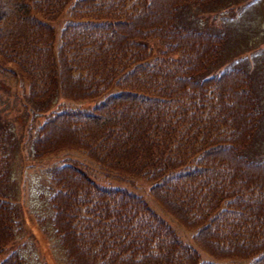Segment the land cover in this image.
<instances>
[{"label":"trees","instance_id":"obj_1","mask_svg":"<svg viewBox=\"0 0 264 264\" xmlns=\"http://www.w3.org/2000/svg\"><path fill=\"white\" fill-rule=\"evenodd\" d=\"M195 1L205 0H0V64L26 80L36 109L56 92L105 93L89 108L49 110L33 129L34 154L79 149L103 169L151 180L149 193L201 248L245 260L201 259L141 194L64 161L51 169L48 201L71 264H264V159L242 152L258 98L243 66L204 74L225 34L175 23ZM64 10L54 48L51 21ZM2 181L0 254L15 233ZM0 264L23 257L11 248Z\"/></svg>","mask_w":264,"mask_h":264},{"label":"rangeland","instance_id":"obj_2","mask_svg":"<svg viewBox=\"0 0 264 264\" xmlns=\"http://www.w3.org/2000/svg\"><path fill=\"white\" fill-rule=\"evenodd\" d=\"M179 7L175 23L225 34L219 56L204 74L232 65L250 71L260 114L253 138L242 152L264 159V0H205ZM67 18L64 10L51 21L55 30L54 48ZM104 95L71 99L56 92L47 107L38 110L27 95L26 80L16 76L7 65L0 64V180L3 179L2 191L14 207L15 229L13 240L0 257L16 248L23 257V264H71L53 232L48 195L55 188L51 169L61 162L72 161L101 184L123 186L141 194L183 241L198 249L201 259L245 263L241 259L214 258L201 248L192 237L193 230L177 221L149 193L151 180L103 169L79 149L67 148L41 156L34 154L31 146L33 129L49 110L66 106L89 108Z\"/></svg>","mask_w":264,"mask_h":264}]
</instances>
